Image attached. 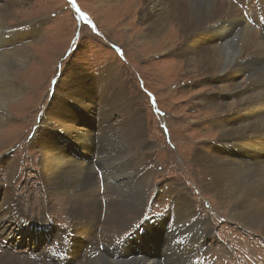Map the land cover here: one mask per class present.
Masks as SVG:
<instances>
[{
    "label": "rangeland",
    "instance_id": "rangeland-1",
    "mask_svg": "<svg viewBox=\"0 0 264 264\" xmlns=\"http://www.w3.org/2000/svg\"><path fill=\"white\" fill-rule=\"evenodd\" d=\"M17 1L13 4L7 23L3 25L5 29L0 28V35H3L0 53L28 46L32 59L23 67V71L28 70L25 77H21L20 73L18 76L22 83H28L30 90L21 94V98L14 99L7 113L2 110L6 117L0 115V208H3L2 196L9 191L8 196L15 201L14 205L20 213L39 221L38 225L53 226V230L44 237V246L39 243L33 251L14 255L37 264H79L97 255L103 256L98 253V229L105 217L103 204L108 199L115 203L117 212L131 219L126 220L123 229L117 228L112 243L105 248L108 259L114 262L111 252L116 245L118 253H122L117 262L132 260L133 264H149L152 261L153 264H191L192 250L204 246L207 250L203 255L214 264H264V232L255 228L253 231L234 220L228 213L230 206L225 208L211 195L207 189L212 186L207 160L196 152L199 149L211 154L212 149L217 150L225 143L224 139H219V132L213 131L226 124L224 116L227 118L240 101L236 91H229L227 85L241 81L244 84L242 88H249L250 82L246 77H251L250 70L238 75L228 73L221 79L228 71L223 69L216 75L213 73L210 79L209 76L205 77L202 72L205 66H186L185 62L191 58L190 53L180 45H171L173 31L170 24H165L156 36L143 42L144 37L140 36L142 26L147 28L145 19H142L147 16L146 0ZM241 1L231 0L235 14L241 11L239 15L244 17L247 11L250 16L245 18L254 28L259 27L257 19L261 25L264 24V11H261L264 2L254 0L256 6L250 7L252 0H249L246 7ZM219 21L215 19L216 25ZM31 25L33 29L29 39L22 41L18 35L7 36V32L14 28L23 32ZM228 27V34H231H227L224 41L234 36L233 41L238 44L236 35L241 27ZM258 31L262 32L264 39V27ZM178 41L182 43L183 39L180 37ZM220 44L219 41L217 45ZM249 56L244 51L240 59L246 58L251 66L254 61ZM260 57L264 58V55L260 54ZM75 74L87 79L85 86L91 94L88 103L92 101L94 105L89 109L83 108L87 110L88 118L92 115L91 111L92 116L97 118L96 108H99L98 99L103 90L108 96L118 98L119 105L111 117L116 124L117 129L113 130L116 135L113 139L103 137V142H100L106 152L111 147L109 154L112 158L107 163L100 161L97 155L92 156L93 202L97 203L93 204V213L86 207L82 208L84 215L90 218L88 222L84 221L85 217L80 218L85 228L69 219L70 201L62 194L58 196L46 190L37 163L40 146L36 137L41 135L40 144L45 143V139L52 134L54 143L60 142L63 152L66 150L73 158L80 157L82 150L75 143L77 140L71 142L69 136L62 134L64 129L56 125L53 115L54 107L61 104L65 95L72 97L70 101L65 100V103L72 105V110L80 106L74 94L63 90L60 84ZM209 103L222 105L219 110L208 112L205 107ZM84 113L80 111V116L75 115L82 119ZM253 113V110L248 111L249 115ZM73 121H76L75 117ZM76 122L73 125L79 128ZM123 124L127 125V131ZM97 133L93 135L95 142L99 135ZM71 150H76L75 155H70ZM87 159L91 161L88 155ZM234 161L238 160L234 158ZM107 167L109 170L105 174ZM183 198L190 200L195 217L201 220L202 228L198 230L212 229L204 239L195 241L197 234L187 220L177 216V204ZM134 206L139 208L138 215L132 212ZM7 223L14 233L15 224ZM29 235L26 233L25 238ZM77 237L90 241L84 245L77 244L74 242ZM17 240L24 241V235L19 234ZM14 241L13 238H0V252H16ZM8 242L10 249L5 245Z\"/></svg>",
    "mask_w": 264,
    "mask_h": 264
},
{
    "label": "bare ground",
    "instance_id": "bare-ground-1",
    "mask_svg": "<svg viewBox=\"0 0 264 264\" xmlns=\"http://www.w3.org/2000/svg\"><path fill=\"white\" fill-rule=\"evenodd\" d=\"M248 1L249 0H242L241 3L243 6L247 7ZM16 2L18 1L0 0V28H4L3 25L7 23L8 16L12 13L13 4L15 5ZM261 2H264V0H261ZM249 6H256L255 1L252 0V3L249 4ZM246 7L244 8V10H246ZM146 8L147 16L142 19H145L144 22H146L145 25L147 28H145L144 25L142 26V36H140L144 37V40H142L143 42L145 40V42L151 40L150 37L156 36L158 34V31L162 29L165 24H170V29H172L173 31V33H171V45H180L190 53L191 58L187 62H185L186 60L184 61L187 64L186 66L190 67L189 65L191 64H194L195 66L197 65L198 67L205 66V69L202 70L203 74H205V77L209 76L210 79V76L213 73H215L216 75L218 74V72L223 71V69L228 71L225 72L221 79L226 77L228 73L239 74L240 72H242V74H244L246 70H250L251 77H246L250 82V84L248 82L249 88H242L244 84L241 81L232 82L227 85V87L230 88V90L228 89L229 91H236L237 95L240 98V101L238 100L239 106L235 105L234 109H232V111H234L228 114L227 118L224 116L223 120L226 121V124L224 126H220V128H218L216 131H213L214 133L219 132L218 137H221L219 139H224L225 143H222L221 147L217 150L212 149L211 154H208L207 152L203 150L201 151L199 149H196V152L200 153L197 154L198 156H201L202 154L203 158L207 160L209 169L208 171L212 180V186L207 189L210 191L211 195L214 196L215 199H217L219 202L223 203L224 207L228 205L230 206L228 213L234 220L238 221L246 228L252 230L255 228L264 232V155H260L264 154V144H262V142H264V58L260 57V54L264 55V39L261 35L262 32L260 33L258 31V29L264 27V24L261 25V22L257 19L256 24H259V27L254 28V26H251L249 24L248 18H245L250 16L247 15V11L246 15L244 13V17L239 15L241 14V11L238 15L235 14L236 12L234 7L232 6L231 0H146ZM261 11H264V9ZM216 18L221 20L217 25L215 22ZM227 25L232 28L235 25L241 27L236 35L237 42L241 47H239L238 44L234 43V36L229 37L228 39H226V41H224L223 38L228 34L226 28ZM25 27L28 28L29 26ZM31 29H33L32 25L27 30L23 29V32L22 29L14 28L7 32V36L18 35L21 40L24 41L25 39L30 38L29 33H31ZM160 32L162 33L163 31ZM230 34H228L227 36H230ZM2 36L0 35V41H2ZM180 37L181 39H183L182 43H179L178 41ZM138 40L141 41L140 38ZM213 41H215L216 43H212ZM219 41L221 42V44L217 45ZM8 51L10 52L0 53L1 116H5L3 114L4 112L2 113V110L7 113L8 106L11 102H13L14 99L21 98V94H24L25 92L30 90L28 83H22V79L20 78L22 76L25 77L28 71H23V67L27 61H31L32 53H30V50L26 45L21 48L18 47L17 49L13 48L12 51L9 49ZM244 51H247V54L250 55L249 58L254 61L251 66L248 65L249 62L246 60V58L240 59ZM238 55L239 57H237ZM19 73L21 77L18 76ZM86 81L87 79L85 77H82L78 74H75L67 78L66 80L61 81L60 84L63 87L62 89L67 91L68 93L74 94V97L76 98L77 103H79L80 108L76 106L75 110H72V105L69 104V102L65 103V100L70 101L72 100V97L70 95H65V97H63V99L61 100V104L57 108L55 106L53 111V115L57 122L56 125H59L64 129L62 134L66 135L67 137L69 136L68 139L71 142L77 140V142L75 143H78L79 147L82 150L80 157H70L66 150L64 151V153L61 150V143H54V136L52 134H50V136L45 139V143L41 144L40 142L43 138L42 135L40 137H36L37 144L40 146V151L37 157L39 162L37 163L40 167L46 190L50 194H58V196H61L62 194L67 199V201L71 202V208L68 209L67 213L69 214V219H71L74 224H80L82 228L85 226V223H82L80 221V218L84 219L85 217V222H88L90 220L89 217H86L84 215L82 208L86 207L92 213L94 212L92 208L93 204L95 203L93 202V195L95 191H92L94 189V177L92 176L93 174L91 175L92 171L90 172V164L94 162L92 156L97 155L100 157V161H106L107 163L108 159L112 158L109 154L111 153V147H109V149L107 148L106 152L105 146H103V144L100 142L102 141L103 137H105V139H113V136L116 135V132L113 131L116 128V124L114 123L115 121H112L111 117L116 112L119 106L118 98H116L115 96H108L106 94V91L103 90L101 92V97L98 99L100 100L99 108H96L95 114L97 115V118H94L92 116L93 111H91V117L88 118L86 114L87 110L83 108L89 109L94 107V105L92 101L88 103V98L91 96V94L88 92L85 86ZM110 85L112 84L110 83ZM218 90L219 87L217 88V91ZM221 105L220 103H209V106H206L205 108H207L206 111H217L219 110L218 108H220ZM228 105L230 106L229 103ZM203 106L205 105L203 104ZM249 110H253L254 113L249 115ZM80 111H83V113L85 111V113L83 114V118L85 117V119L82 118L83 120L79 119L76 116H80ZM74 117L75 120L79 123L80 126L78 127L80 129L76 128L73 125L76 122L73 121ZM85 121L86 123L82 124ZM123 126L126 127L127 131V125L125 126V124H123ZM120 129L122 128L120 127ZM95 132H98L97 134H99L96 138V142L93 139V135L95 134ZM134 136L133 138H136ZM130 137L132 139V136ZM131 139L129 141H131ZM75 151L76 150H71L70 155H75ZM93 151H95V154H91ZM87 155L89 156L91 161L87 159ZM234 158L238 161H234ZM197 165L199 166V163H197ZM108 170L109 168L107 167L106 172L104 171L105 174L108 173ZM201 170H203V167ZM109 194H113V192ZM8 195H10V192L6 191L5 195L2 196L3 199H1L3 200L1 201V206L3 208H0V238L2 240L13 238L15 240L14 242L16 243V252L11 250H8V252L13 254L0 252V264H37L34 261L31 262L32 260L28 261L24 258L19 259V257L14 254H21L22 252L28 253L29 251H33L34 247L37 244L40 243L41 245H43L45 243L44 237L52 233L53 226L47 227L46 225L45 227L42 226L43 224L38 225L39 221H35L31 218L25 217V214H22L17 210L16 205H14L15 201L10 199ZM103 207L106 210H104L105 217L103 223L98 229V237L100 239V252L98 253L103 254V256L97 255L95 257H92V259L85 260L84 262L79 264H133L132 260H130L129 262H125L123 260L117 262L121 259L120 257L122 256V253H118L117 251V245L111 252L115 262L108 259V254L105 248L112 243V238L116 236L117 228L120 229L124 227L126 224V220L128 221L131 219L123 217L119 212H117L116 205L111 200L107 199V201L104 202ZM132 212L133 214L138 215L139 208L135 207ZM96 214L98 215V213ZM176 214L178 217H181L182 220H187V224L191 227L192 231L197 234L194 239L195 241L204 239L210 234V231H212V229L209 228H203L202 230L204 232L198 230V228H202L201 220L195 217L193 205H191V202L188 198H183V200L181 199V201L177 204ZM76 217H78L79 219ZM192 217L193 222L191 221ZM30 219L31 221H29ZM7 222H13L15 224L16 227L14 233L12 229H9V223ZM38 229H40V231H38ZM21 233L24 235V241L17 240L19 238V234ZM26 233L30 234L27 238H25ZM89 241L90 240L88 238L79 240L77 237L74 239V242L83 245L88 243ZM5 245L10 249L11 244L9 242ZM205 250H207V248H205L204 246L203 248L198 250L197 248L193 249L192 251L194 252V254H192L193 260L191 264L194 263V261H196L194 264H214L203 255ZM152 262L149 264H153ZM40 264L45 263L41 262Z\"/></svg>",
    "mask_w": 264,
    "mask_h": 264
}]
</instances>
